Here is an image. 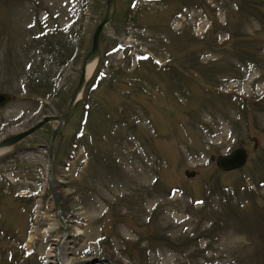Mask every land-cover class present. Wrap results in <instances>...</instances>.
Returning <instances> with one entry per match:
<instances>
[{"label": "rangeland", "instance_id": "obj_1", "mask_svg": "<svg viewBox=\"0 0 264 264\" xmlns=\"http://www.w3.org/2000/svg\"><path fill=\"white\" fill-rule=\"evenodd\" d=\"M106 1L0 0V141L63 112ZM115 3L55 141L67 235L53 121L0 154V264H264V0Z\"/></svg>", "mask_w": 264, "mask_h": 264}, {"label": "water", "instance_id": "obj_2", "mask_svg": "<svg viewBox=\"0 0 264 264\" xmlns=\"http://www.w3.org/2000/svg\"><path fill=\"white\" fill-rule=\"evenodd\" d=\"M115 1L116 0H107L106 1V11H105L103 18L101 19V21L98 23V25L96 26V28L94 30V33L92 36L91 49L88 52L87 56L83 60L82 68H81V75L79 78L78 85L76 86L74 94L72 95L71 99L69 100V102H68L67 106L65 107V109L63 110V112L57 116H48V115L43 116L41 119H39L37 122L32 124L30 127L26 128L25 130H23L17 134L10 135V136H8L5 139L0 141V147L1 146H11V145H14V144L20 142L21 140L25 139L26 137L32 135L33 133H35L36 131L41 129L44 125H46L47 123H50L53 121H56L58 123L57 127L53 131L52 142H51V145L49 148V160H48V164H47V176H48L49 191L51 193V196H52L54 204H55V210H54L55 216H56V219L63 226V232L60 236L61 239L66 237L68 225L63 220V218L60 214V206H59V198H58V194H57V187L55 186L54 179L51 175L53 141L55 139L56 134L61 130L62 126L64 125L65 120L71 116L76 104L78 103L79 100H75V97H76L78 91L80 90V88L82 87L83 84H84V87L86 86L85 74H84L85 62L89 57H93V56L99 54V48H98L99 36H100V33H101L102 29L104 28V26L113 17V14H114L115 8H116ZM10 100H11V96L9 94L0 92V107L4 106ZM210 159L215 160L216 166L219 169H221L222 171H230V170H234V169H239L245 164V162L247 160V151L242 147H238V148H234L232 151H230L227 154H221V155H218L217 157H214L213 155H211ZM185 175L188 177H192L195 175V172L190 171V170H185ZM102 259H99V261H101Z\"/></svg>", "mask_w": 264, "mask_h": 264}, {"label": "bare ground", "instance_id": "obj_3", "mask_svg": "<svg viewBox=\"0 0 264 264\" xmlns=\"http://www.w3.org/2000/svg\"><path fill=\"white\" fill-rule=\"evenodd\" d=\"M98 61V55H95L93 57H89L86 62H85V66H84V74H85V82L88 78H90L93 74V72L95 71V68L97 66V62ZM84 82V83H85ZM85 91V87L84 84L82 85V87L80 88V90L78 91L75 100H80L83 96V93ZM9 146H1L0 147V154L3 153L5 150H7ZM53 164V163H52ZM64 238L61 239V241H63ZM58 244L59 247V243ZM57 247V249H58ZM52 253H50V258L53 259L52 263L54 264H72L73 260L70 259H66V261L60 259V257H57L58 255H56V252L54 253V251H51Z\"/></svg>", "mask_w": 264, "mask_h": 264}, {"label": "flooded vegetation", "instance_id": "obj_4", "mask_svg": "<svg viewBox=\"0 0 264 264\" xmlns=\"http://www.w3.org/2000/svg\"><path fill=\"white\" fill-rule=\"evenodd\" d=\"M57 125H58V123L56 124V126H54V127L51 128V133H50V138H49L48 143H44V144L37 143V144H35L38 149H43L44 152L41 154V156H43V159L46 160L47 162L49 160V148H50V145H51V142H52L53 131L57 127ZM57 135L58 134H56L55 139L53 141V147H52V163H54V159H55L56 155H57V157L59 156V153L56 154V151L54 150L55 149V141H56ZM34 153L40 154L38 151H34ZM69 155L70 154H68V156ZM52 167H53V164H52ZM52 173H53V170L51 171V175H52ZM59 182H61V181H59Z\"/></svg>", "mask_w": 264, "mask_h": 264}]
</instances>
